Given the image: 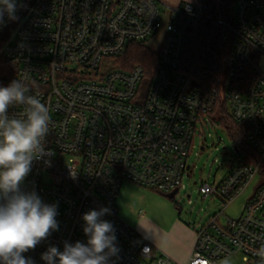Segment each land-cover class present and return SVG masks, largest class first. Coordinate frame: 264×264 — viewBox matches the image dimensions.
I'll return each instance as SVG.
<instances>
[{"label":"built area","instance_id":"2783aa9c","mask_svg":"<svg viewBox=\"0 0 264 264\" xmlns=\"http://www.w3.org/2000/svg\"><path fill=\"white\" fill-rule=\"evenodd\" d=\"M15 2L16 19L5 13L0 23V86L22 80L49 109L47 155L33 161L22 190L55 204L59 224L23 255L46 264L49 246L87 243L82 215L106 207L102 219L114 225L119 249L110 264H177L120 218L117 200L125 182L179 193L195 136L224 104L254 157L234 146L227 174L199 187L222 210L197 230L187 264L234 255L259 264L253 253L264 243V180L237 219L225 211L264 171V0H234L225 13L220 0ZM163 24L153 75L118 66Z\"/></svg>","mask_w":264,"mask_h":264},{"label":"clouds","instance_id":"9594fccd","mask_svg":"<svg viewBox=\"0 0 264 264\" xmlns=\"http://www.w3.org/2000/svg\"><path fill=\"white\" fill-rule=\"evenodd\" d=\"M15 0H0V23L7 13L16 19ZM22 80L0 86V264H35L23 255L34 250L54 231L59 230L57 206L46 204L33 190H22L34 160L45 155L49 132L48 107ZM22 106V114L10 112ZM110 209L101 207L82 215L87 243L64 242L63 250L49 246L41 254L46 264H110L119 253L114 225L102 219ZM264 264V243L253 253ZM223 264H231L225 258Z\"/></svg>","mask_w":264,"mask_h":264},{"label":"rangeland","instance_id":"374dc122","mask_svg":"<svg viewBox=\"0 0 264 264\" xmlns=\"http://www.w3.org/2000/svg\"><path fill=\"white\" fill-rule=\"evenodd\" d=\"M165 33L166 26L163 24L160 32L146 42V47L158 54ZM262 68L264 71V63ZM234 156V145L225 129L217 123L208 124L204 133L199 131L194 138L188 159L189 172L183 180L180 192L170 199L169 194L125 182L117 200L120 218L177 264H186L180 261L176 254L171 256V249L181 251L188 237H195L200 226L222 210L218 201L203 199L199 187L203 183H213L223 178L232 166ZM262 178L258 176L251 188L226 209V217L237 219L240 216L244 203L251 197L254 187L263 180ZM157 233L160 236L159 241H163L166 247L165 250L157 246V240L153 239ZM227 258L231 264H245L242 255ZM223 261L224 259L219 264H223Z\"/></svg>","mask_w":264,"mask_h":264},{"label":"trees","instance_id":"16d2710c","mask_svg":"<svg viewBox=\"0 0 264 264\" xmlns=\"http://www.w3.org/2000/svg\"><path fill=\"white\" fill-rule=\"evenodd\" d=\"M233 5L234 0H220V9L222 13L232 10ZM214 51L216 54H220V50L214 48ZM118 64L124 70H129L138 65L142 66L147 74L151 76L158 68V54L151 52L146 47L145 43L134 44L124 56L119 57ZM212 123L213 125L217 123L225 129L233 145L239 152L254 157V152L247 144L245 130L230 118L226 105L221 104V106L213 112ZM251 161L252 160H250V162ZM262 177L264 180V171L262 172Z\"/></svg>","mask_w":264,"mask_h":264},{"label":"crops","instance_id":"0c3cea01","mask_svg":"<svg viewBox=\"0 0 264 264\" xmlns=\"http://www.w3.org/2000/svg\"><path fill=\"white\" fill-rule=\"evenodd\" d=\"M264 63V61H262ZM253 192V191H252ZM119 209V208H118ZM179 224V223H178ZM159 234H156V238L153 237L154 240H157L158 244L157 246L161 247L162 249H166V247L163 244V241H159ZM194 244H195V237L194 236H190L188 237V240L186 241L184 248L181 251H177L176 248H172L171 249V256L176 254L178 256V259L182 262H186V264L188 263L189 259L192 256V252H193V248H194ZM168 253V251H166Z\"/></svg>","mask_w":264,"mask_h":264},{"label":"water","instance_id":"95a60500","mask_svg":"<svg viewBox=\"0 0 264 264\" xmlns=\"http://www.w3.org/2000/svg\"><path fill=\"white\" fill-rule=\"evenodd\" d=\"M176 194H178V191H177V190L174 191L173 193L169 194V195H168V198L173 199V198L175 197Z\"/></svg>","mask_w":264,"mask_h":264}]
</instances>
